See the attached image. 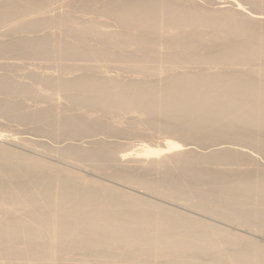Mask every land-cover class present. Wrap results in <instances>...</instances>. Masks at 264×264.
<instances>
[{
	"label": "bare ground",
	"instance_id": "1",
	"mask_svg": "<svg viewBox=\"0 0 264 264\" xmlns=\"http://www.w3.org/2000/svg\"><path fill=\"white\" fill-rule=\"evenodd\" d=\"M187 1L70 0L53 13L59 0H0V114L63 137L46 150L72 165L0 144V264H264L263 241L72 168L110 163L108 178L264 233V164L250 157L264 154V13ZM122 114L141 118L125 129ZM135 130L227 141L203 153L171 137L135 152L69 141Z\"/></svg>",
	"mask_w": 264,
	"mask_h": 264
},
{
	"label": "rangeland",
	"instance_id": "2",
	"mask_svg": "<svg viewBox=\"0 0 264 264\" xmlns=\"http://www.w3.org/2000/svg\"><path fill=\"white\" fill-rule=\"evenodd\" d=\"M61 3H63V4H61L60 2V4L58 3L57 4V6H56V4H55V8H57L56 10H54L53 11V13H58V12H64L66 9H67V6H66V4H67V2L68 1H70V0H63V1H61V0H59ZM66 1V2H65ZM177 1V4L179 3V4H181L182 2H186L187 0H176ZM192 2L193 4L195 3V4H197V5H200V7H203V8H205V9H211V11H213L214 9H224V8H226V10H231V8L234 10V6H233V4L232 3H230V2H226L227 0H188L187 1V3L186 4H188L189 2ZM224 1V2H223ZM240 1H242L243 2V4H244V6H245V8H246V10H248L249 11V13L252 11V13H254V12H257V11H261L262 13H264V8L262 9V8H260L259 7V9H258V7H256L255 5H253L252 4V2L250 3V2H247L248 0H240ZM246 1V2H245ZM190 2V4H192ZM222 2V3H221ZM66 3V4H65ZM218 3V4H217ZM222 5H221V4ZM64 4H65V6H64ZM184 4V3H183ZM232 4V5H231ZM61 5H63V6H61ZM182 5V4H181ZM225 7H224V6ZM221 6H223V7H221ZM255 6V7H254ZM65 8V9H64ZM263 11H262V10ZM52 10V9H51ZM248 11H247V14H248ZM50 12H52V11H50ZM105 24V23H104ZM106 26L107 25H110V26H112V30H115L116 29V26H115V24L113 25V22L111 23V22H109V24L106 22V24H105ZM108 27V28H107ZM107 27H105L104 26V29H106V30H110V31H112L110 28H109V26H107ZM4 31H5V28L3 29ZM2 38V36H0V39ZM24 60V59H23ZM23 60H19V62H22ZM17 61V60H16ZM29 60H24L23 61V64L25 63V65H26V63L27 64H31V63H38L39 64V62H40V65H41V63H42V65H43V62H41V61H30L31 63H29L28 62ZM24 65V66H25ZM39 65V66H40ZM27 66V65H26ZM45 66H46V62H45V65L44 66H42L41 67V73L43 72H45V71H43L44 69H45ZM110 66V67H109ZM108 67H109V70H110V72L111 71H113L114 69H116V68H114V67H118V66H121L120 64H111V65H109ZM114 66V67H113ZM31 67H34V66H31ZM114 68V69H112V68ZM122 67V66H121ZM132 67V66H131ZM189 66H187V67H185V68H187L188 70H189V68H188ZM239 67H243L242 65H240ZM26 68H29L28 66L26 67ZM104 68H106V67H104ZM182 68H184V67H181V68H178V70L179 71H183L182 70ZM193 68H195V67H193ZM214 68V67H213ZM0 69H1V67H0ZM24 69V68H23ZM37 69H40L39 67L38 68H36V70ZM133 69V71H134V68H132ZM191 69H192V67H191ZM190 69V70H191ZM197 69V68H196ZM116 70H118V73H117V71ZM115 71H113L114 72V75H116L115 73H117V75H123L124 74V76L126 75V76H129V74L130 73H132L131 74V76L133 77V75H134V77L136 76V77H139V78H142V77H145V76H142L141 74H138V73H135V72H133V71H129L130 73H128V72H125V71H123V70H121V68L120 67H118L117 69H116ZM119 70H120V72H119ZM0 71H2V70H0ZM24 71H25V69H24ZM26 71H27V69H26ZM113 72H112V74H113ZM128 73V74H127ZM141 77H140V76ZM59 97L61 96V95H58ZM58 98V97H57ZM64 98V97H63ZM59 99H61V97L59 98ZM65 99V98H64ZM37 101H39V100H35V99H30V100H27V105L29 104V106L30 107H32V106H34V108L36 109V107L37 106H39V107H37V108H41V107H45V106H48V102L47 103H45V102H37ZM56 101H58V103H59V100H56ZM61 101V100H60ZM64 101V100H63ZM62 101V102H63ZM56 103V105L55 106H58V105H60V103L58 104L57 102H55ZM44 104V105H43ZM51 104V103H50ZM63 104H65L66 106H67V101H66V99H65V103L63 102ZM62 105V104H61ZM60 105V106H61ZM29 106H28V108H29ZM36 106V107H35ZM63 107L62 108H64V105H62ZM65 106V107H66ZM59 107V106H58ZM33 108V107H32ZM32 108H30V109H32ZM33 108V109H34ZM61 108V107H60ZM59 108V109H60ZM130 115V114H129ZM129 115L128 114H124V116H123V114L122 115H120L119 117L121 118L122 117V119H123V117H124V120H122L120 123H123V121L124 122H126V123H123L124 125H123V127L125 126V127H127L128 125L127 124H129V127L130 126H132V124H134V123H131V122H134V120L135 119H137V118H141L140 117V115L141 114H139V116L137 115V118H136V116L135 115H131L130 117H129ZM126 116H128V117H126ZM133 116H135V119H133V120H130L131 119V117H133ZM0 131H3L4 133H6V134H13V136L15 137V139L13 138L12 139V136H8V137H1L0 138V144H2V145H4V146H6V147H9V148H12V149H15V150H17V151H20V152H22V153H26L27 155H31V156H34V157H37V158H40V159H43V160H47V161H50V162H53V163H56V164H58V165H62V166H66V167H70L71 168V166L72 165H70V164H68V162L66 163L65 162V160H62V159H59V158H57L58 156L56 155V153L53 155V152L52 151H48V150H46V149H48V148H53L55 145H57L56 143V141H57V139L55 138H53V137H51V136H48V135H46V134H44V133H42L41 131H37L34 127H36L35 125H33L34 123H23V122H21V121H18L17 122V120L16 119H14V118H11V116L9 117V116H4V115H2V114H0ZM7 117V118H6ZM144 117V116H143ZM142 117V118H143ZM126 118H128V119H126ZM130 118V119H129ZM10 119V120H9ZM13 120V121H12ZM130 121V122H129ZM127 122H129V123H127ZM2 123V124H1ZM119 123V124H120ZM119 124H118V127H119ZM12 125V126H11ZM14 125V126H13ZM24 125V126H23ZM127 125V126H126ZM121 126V125H120ZM117 127V128H118ZM122 127V128H123ZM124 127V128H125ZM21 128V129H20ZM33 128V129H32ZM121 128V127H120ZM124 128H123V130H124ZM125 129H127V128H125ZM123 131H121V132H109V133H107V132H105V133H103V132H99L98 134H95V135H88L89 137H84V138H75V139H68L69 141H72V143L73 144H75V145H82L83 147H85V148H87V149H91V147H101V146H103L104 145V143H102V141H105V142H109V143H113V144H115L116 146L115 147H117L118 148V150H125V149H127V150H129V151H131V152H135L136 150L135 149H140V146L138 145L139 143H143V144H152L153 146L155 145V146H164V144H165V138H170L171 137V139H174V140H177V141H181L182 143H185V144H190L189 145V147L191 148V149H194L197 153H203V152H213V150H214V148H215V146L213 147L211 144H213L214 142H218V143H220L221 141L222 142H224V141H227V140H220V139H216L213 143L212 142H209L208 144H202V142H197V141H193V140H190V139H187V138H184V137H179V136H177V135H170L169 136V134H161V133H155V131H152L153 133H154V137L153 136H150V137H147V138H143V136L142 137H140L141 135H139L137 132H136V130L135 131H133V133H127L126 131L124 132V133H122ZM150 133H151V131H150ZM158 136H157V135ZM159 134H161V135H159ZM151 135H152V133H151ZM162 136V137H161ZM165 137V138H164ZM63 138V137H62ZM62 138H59L58 140H62ZM26 139H28L27 141H25ZM29 139H30V141H29ZM64 139V138H63ZM24 140V141H23ZM42 140V141H41ZM87 140H90L91 142L93 141V144H91V142H87ZM55 141V142H54ZM69 141H67V143H69ZM37 142V143H36ZM42 143V145H41V143ZM236 143V142H235ZM69 144H71V142L69 143ZM227 144V143H226ZM47 145V148H43L44 146H46ZM49 145V146H48ZM63 145H65V144H63ZM206 145H207V147H206ZM224 145V144H223ZM43 146V147H42ZM210 146V147H209ZM236 146V145H235ZM238 147H239V145H237ZM36 147H38V148H36ZM90 147V148H89ZM213 147V148H212ZM39 148H40V150H39ZM212 150H211V149ZM131 149V150H130ZM193 150V151H194ZM250 150V149H249ZM252 150V149H251ZM47 151V152H46ZM214 151H216V150H214ZM257 149H254V150H252L251 152L253 153H251V152H249L250 154H252V155H250V157L251 156H253V157H251V158H257V159H255V160H257L256 162H258L257 164H264V154L263 153H261V152H259V151H257ZM50 152H52V153H50ZM51 154V155H50ZM255 154V155H254ZM261 161V162H260ZM88 164H90L91 166H87V168H88V170L86 169V170H83L82 168H75V167H72L73 169H75L77 172H79V173H81V174H83V175H87L88 177H90V178H92V179H95V180H100V181H103V182H105V183H108V184H111V185H113V186H119L120 188L122 187L123 189H125V190H128L129 192L131 191V192H133V193H135V194H137V195H141V196H144L145 198L147 197L148 199H153L154 201H157V202H160L161 204H163V205H165L166 204V206L168 205L169 207L171 206H173L174 207V209H178L179 211H182V212H184V213H186V212H188L189 213V215H192V216H195V217H198V218H204L203 220H205L206 221V219L208 220V222H212V223H214V224H216L217 223V225L218 226H220V227H224V228H227V229H229V230H232V231H235V232H237V233H240V234H242V235H245L246 234V236H249V237H252V238H254V239H258L259 241H263V243H264V233L263 232H260V231H258L256 228H255V230H253L254 229V227H250V228H253V229H249V228H247V227H245V226H242V225H238V224H236V223H232L231 221H228V220H225V219H222V218H219V217H217V216H214V215H210V214H207V213H203V211L201 212L200 210V212L198 211V209H194L193 207H191V206H186V204H185V202L183 201V200H181V201H179L180 199H171V198H165V197H163V196H161V195H156V194H154V193H152V192H149L148 190H146V189H144L143 187H140V186H138V188L136 187L135 188V186L133 185V184H131L130 185V183H125V182H118L117 180H114L112 177H110V178H108L109 176L108 175H106L107 173L108 174H110V173H112V169H110V167H111V164L110 163H105V164H103V165H96V164H92V163H89V162H87ZM128 163H131V162H128ZM125 164H127V162L125 163ZM132 164H134V163H131V164H129V165H132ZM93 166V167H92ZM127 166H128V164H127ZM213 166V165H212ZM216 165H214V167H215ZM225 167V168H233V167H235V166H231V165H228V166H223V165H220V166H217V167ZM247 166V165H246ZM249 166H253V165H249ZM146 167V166H145ZM211 167V166H210ZM146 168H148V167H146ZM146 168H144L142 171H141V169H137V170H140L141 172H143ZM162 171V168H160V170H157V171H155L156 172V174L155 175H157L159 172L160 173H162L161 172ZM155 172H153V173H155ZM158 172V173H157ZM154 175V174H153ZM117 181V182H116ZM121 183V184H120ZM124 184V185H123ZM127 185V186H126ZM130 185V186H129ZM140 187V188H139ZM150 193V194H149ZM153 194V195H152ZM159 197V198H158ZM163 198H164V200H163ZM167 199L169 200V201H167ZM171 200V201H170ZM174 200V201H173ZM177 201V202H176ZM175 203H177V204H175ZM180 203V204H179ZM182 203V204H181ZM184 204V205H183ZM179 205V206H178ZM189 208V209H188ZM192 208H193V210H192ZM187 213V214H188ZM213 216H214V218H213ZM217 219V220H216ZM227 221V222H226ZM245 227V228H244ZM252 230V231H251ZM254 231V232H253ZM251 232V233H250ZM255 232L257 233V234H255ZM259 233H261L260 235H259ZM263 236V237H262ZM261 239V240H260ZM257 240V241H258ZM78 257V258H77ZM76 258H77V263H83V261H81L80 259H79V256H77ZM76 258H75V260L74 261H76ZM79 260V261H78Z\"/></svg>",
	"mask_w": 264,
	"mask_h": 264
}]
</instances>
